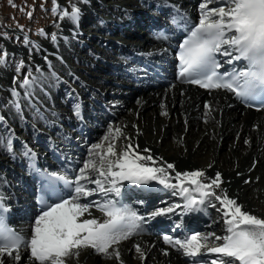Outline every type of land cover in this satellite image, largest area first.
<instances>
[{
	"label": "bare ground",
	"instance_id": "1",
	"mask_svg": "<svg viewBox=\"0 0 264 264\" xmlns=\"http://www.w3.org/2000/svg\"><path fill=\"white\" fill-rule=\"evenodd\" d=\"M149 1L154 2L150 4L152 7L147 9L148 0H89L87 4L80 3V0H61L60 7L67 9L69 13L73 4L81 8V16L77 24H73L67 18L61 19L59 15L48 34L41 35L35 43L25 42L22 49L12 48V52H10L11 54L20 53L24 57L23 73L30 80L32 78L43 80L45 77L51 76V81L46 83V88H48L47 98L44 97L47 106L44 107L43 113L38 115L29 113L16 116L14 113L11 115L10 112L9 118L6 116L8 107H1L0 116L7 117L6 123H0V128L4 129L1 130L5 131L6 137L13 135L14 146L17 149L22 142H28L27 146L31 149L41 151L45 144H49L47 143L49 140L47 137L49 136L51 137L50 146L57 149L68 137L66 130L57 127L55 121L62 123L66 128L68 126L76 127L78 124L72 120L74 103L79 102L82 97H89L90 95L88 100L82 99L80 107L82 114L87 115V112L91 109V104L95 105L97 109H101V101L105 97L113 95L115 97H110L112 100L109 101L108 107L109 110L115 113L108 117V124L100 132L90 135L91 142L89 145L80 148L79 160L74 164L75 174L83 167L84 160L89 158L88 150L92 145L99 143L102 139L104 141L102 150H106L111 137L109 140H105L104 137L108 133L109 127H111L113 134L117 137L116 149L118 152L129 143L132 145V150L141 155L145 154L143 153L144 148L149 149V154L152 155L155 166L166 168L168 163L174 165L175 170L167 169L172 183H176V171L202 170L207 178H214L215 173L219 172L221 173L222 183L221 188L215 190L216 193L222 194V190H224L230 198L237 200L243 210L264 218L263 112L248 113L239 109L223 92L216 91L204 94L177 83L155 91L140 90L134 95L131 94L134 91L132 90L133 87L125 95H123L125 91L120 92L121 85H128L133 73H129L126 77H123L121 73L124 66H127L128 56L132 54L134 56L155 54V50L147 46L152 40L146 34L142 39V44H139L140 39L137 37L136 28L144 26L143 23L140 24L141 18L145 19L149 14L154 17H157L156 14H168L165 10L181 5L178 0ZM200 1L194 0L191 4L193 13L191 18L196 22H198L199 11H197L195 5ZM109 11L114 12V14L105 16ZM61 12L63 11L61 10ZM99 17L101 19L97 24L91 23L86 30L81 28L84 24H87L89 19ZM136 19H139L140 23ZM92 32H95V34ZM53 33L56 35L55 41L52 40ZM98 33H101L99 35L100 39L95 40ZM82 38L94 41V43L82 42ZM108 47L117 48L118 55L113 57L110 53H106ZM83 52L87 53L90 58L81 56ZM114 55L116 54L114 53ZM101 59L102 61L105 60L102 63L104 67L100 70V73L106 75L112 73V78L109 77L111 80L108 83L104 81L101 84L100 92L95 93L93 84L99 85L101 75L94 76L93 73H97V63ZM37 68L40 69L39 72L36 71ZM41 70L46 72L44 73ZM63 78L71 79L72 85H66L62 81ZM102 78L107 77L102 76ZM22 81V79L12 76L5 67L1 66L0 98L6 96H3L2 93L11 96L12 89L19 93V97L24 95L25 89L19 86ZM35 83L31 86L32 89ZM31 88L29 91L32 93L35 90H31ZM61 91L65 94L70 93L71 98L65 102L58 101L59 104L56 99L54 103L55 98L52 93L58 94ZM29 96L32 102L37 103V96L40 95L30 94ZM11 99H13V96H11ZM116 102H122L124 107L119 110L118 108L123 106L122 103H119V107L114 108ZM141 102L142 105H140ZM205 104L208 105L207 108ZM55 107L64 109L58 111ZM67 107L69 111L65 109ZM116 109L118 110L116 111ZM125 109L126 111L131 109L132 111L126 112ZM30 121L36 123L35 127L31 126ZM98 121L100 120L91 119L92 124L98 123ZM116 128L120 129V133H115ZM19 131H21L22 137H17ZM41 136L45 138L44 142L38 139L34 145H31L30 140ZM80 137L68 138V141L75 142L81 139ZM97 138L99 139L97 140ZM68 150L67 152L62 150V154L68 155ZM17 155L19 157L9 154L0 145V168H6L8 176L12 175V171L9 169L10 162L20 164V154ZM93 158L97 161L99 159L98 157ZM113 159L115 158L113 157ZM148 165L153 166L152 161H149ZM205 177H202L201 180L207 182ZM90 178H97L96 173H92ZM4 183L5 179L0 178V188L3 187ZM85 183L90 189L96 188L93 183ZM127 183L129 182L122 181L120 185H126ZM148 185L149 188L153 189L152 192L140 194L142 192L138 190L136 193H139L145 199H149L151 201L150 207H155L157 204L155 199L159 198L163 203V207L180 205V207H174L173 213H168L171 217L185 212L183 209L184 199L178 190L165 188L155 181H151ZM105 186L108 187L109 185L105 184ZM174 191L176 194L172 195L171 193ZM171 196H173L172 200ZM209 205H213L215 209L210 210L204 218L197 216L199 226L196 233L203 235L215 231V235L223 236L225 234L223 209L214 197L208 198L205 204L201 205V208L210 209ZM89 211L93 217L98 215L96 208L93 206ZM215 211L216 214H214ZM33 223L34 221H32ZM31 225L27 226V235H30ZM221 243L222 241L212 239L209 246ZM135 245H139L145 253L143 259L136 252ZM119 251L124 264H192V261L195 260L189 257L185 259L183 251L179 250L178 246L174 248L171 245H166L160 242L158 237L152 235L131 236L127 241L121 242ZM22 252L24 255L20 264H30L27 258V250L22 249ZM165 252H167V255L164 254ZM215 255L202 250L201 255L194 258H200L202 264H211V260L215 258ZM5 261L6 264H17V262L9 260L7 257H5ZM70 264H118V262L115 258L108 259L96 254L91 249H86L81 252L78 259L71 260Z\"/></svg>",
	"mask_w": 264,
	"mask_h": 264
},
{
	"label": "snow or ice",
	"instance_id": "2",
	"mask_svg": "<svg viewBox=\"0 0 264 264\" xmlns=\"http://www.w3.org/2000/svg\"><path fill=\"white\" fill-rule=\"evenodd\" d=\"M88 2L80 0L83 4ZM9 4L14 6L13 0H9ZM53 6L55 13L56 0H53ZM27 15L31 17V12ZM60 16L77 24L81 8L73 4L70 13L63 11ZM168 19L171 25L179 27L176 15H170ZM185 25L187 36L176 53L179 62L177 79L202 89L232 93L246 107L258 102V109L264 108V0H202L198 22L189 24L185 21ZM168 31V25L162 26L156 33L157 38L167 39ZM41 35H44L42 30ZM52 40H56L55 33ZM220 57L226 59L221 62ZM0 62H3L2 57ZM224 64L229 67L221 71ZM20 67L22 63L17 67L18 72ZM35 81L36 78L24 77L19 86L25 89V96L30 95L29 89ZM12 95L18 97L19 93L12 89ZM15 106L19 111V104ZM73 113L80 116L78 103L73 104ZM3 119L0 116V121ZM115 133H120V129L116 128ZM110 137L106 150H102L103 141L89 148V158L84 160L83 167L74 178H69L67 170L61 173L36 168V153L27 144L23 145L22 154L29 161V170L42 177L38 189V214L31 225L30 235L18 232L9 226L7 214L11 207L5 202V197L0 196V264H6L5 257L20 264L24 255L22 249H27L30 264H70L86 249L124 264L119 245L143 231L144 217L119 200L105 199L94 205L103 214L104 219L99 220L89 211L93 204L86 199L81 200V197L87 198L94 192L105 196L114 192L119 196L122 181L135 185L155 181L165 188L178 190L184 199L185 212L203 211L201 205L210 197L219 202L225 225L223 236L212 232L203 235L193 233L183 239L163 236L166 245L178 246L185 257H199L203 250L216 254L211 264H264V218L243 210L237 200L230 198L224 190L222 194L216 193L215 190L221 188V173L216 172L214 178H207L202 170L176 171V183H172L167 169L175 170L173 164L168 163L166 168L155 166L149 149L144 148L145 154L141 155L132 150L131 143L118 152L117 137L111 127L104 139L109 140ZM0 145L12 153L13 135L0 138ZM93 157H98V161ZM149 161L153 166L148 165ZM92 173H96L97 178L91 179ZM202 177L207 182L202 181ZM85 182L95 184L96 188H88ZM61 184L71 191L65 193L59 187ZM174 207L157 208L149 212L148 217L173 213ZM212 239L222 243L209 246ZM135 250L143 259L145 253L139 245H135ZM192 264L202 262L193 260Z\"/></svg>",
	"mask_w": 264,
	"mask_h": 264
},
{
	"label": "rangeland",
	"instance_id": "3",
	"mask_svg": "<svg viewBox=\"0 0 264 264\" xmlns=\"http://www.w3.org/2000/svg\"><path fill=\"white\" fill-rule=\"evenodd\" d=\"M153 2L154 1H149L148 0L147 9L149 7H152V5H150V4L153 3ZM13 4H14V6H11L9 4V0H0V57L3 58V62H0V67L1 66L5 67L11 73L12 76H15L16 78H20V79L23 80L24 77H25V74L23 73V65L25 64L24 57L20 53H16V52L11 54L10 53V52H12L11 49L12 48L22 49V47H23V45L25 43V38H27V41H31L32 43H35V41H37V39L41 36V30L43 31L44 34H48L49 31L52 29V25L54 24L56 19H58L59 15H60V11L61 10L62 11H67V9H63V8L60 7L61 0H56V11H55V13L53 12V7H54L53 6V0H13ZM211 6H213V5H210V7ZM29 12H31V17H29L27 15ZM108 14L113 15L114 12L112 13V12L109 11L107 13V15H105V16H108ZM147 17H149V16H147ZM99 19H101V17H99L97 19H89L87 24H84L81 28L82 29L84 28L83 30H86V28L88 29L90 27L91 23L92 24L93 23L97 24V22L100 21ZM136 20H138L139 23H140L139 19H136ZM143 20H144V18H141V23L140 24L143 23ZM137 31H138V29H137ZM92 33L95 34V32H92ZM100 34L101 33H98V36ZM132 34H135V33H132ZM99 39L100 38H98V39L95 38V40H99ZM87 41L90 42V43H94V41H90V40H87L85 38L84 39L82 38V42H87ZM116 49H115V47H108V49L106 50V53H110V55L113 56V57L117 56L118 54H117ZM114 53L117 54V55H114ZM81 56L85 57V56H87V53L85 54L83 52V53H81ZM88 58H90V57H88ZM104 60L105 59H103V61H102V59H101L100 62L97 63V67H98L97 71H96L97 73H93L94 76H96V75L100 76L101 75L99 77L101 79V80H99L100 81L99 85L93 84V89L95 90V93H99L100 92L101 84L104 83V81L105 82L106 81L109 82V80H111V78H112L111 77V75H112L111 73H109L107 75L105 73H103V74L100 73V70H102V68L104 67L103 64H102L104 62ZM21 63H22V67H20V71L18 72L17 71V67L20 66ZM80 67H82V66H80ZM41 71L44 72L43 70H41ZM90 74H92V72H90ZM102 76L107 77V78H102ZM50 77L51 76H47L43 80L37 79L35 81L36 83L34 85L35 88L34 87H33V89L31 88V90H33V91L35 90L32 93L30 92L31 95H34V96L40 95V96H37V103L32 102L30 100V98H29L30 97L29 95L25 96V94H24V95H21V97H19L20 96L19 95L18 97H13V99H11V96H13V95L10 96V95H7V93H2V91H1L3 96H5V95L6 96L2 97V99L0 98V110L2 109L1 107L7 106L8 107L7 108L8 109V114H6V116L8 118H9L10 114L12 115V113H14L16 116L18 114L19 115H26V114L30 113V114H33V115H38V114L43 113L44 107L47 106V102H46L45 98H47L48 88H46V83L51 81ZM89 77H90V75H89ZM109 77H111V78H109ZM62 81L66 85H67V83L72 85V80L71 79L63 78ZM36 85H38V86H36ZM39 87H41L40 90H39ZM44 88H46V89H44ZM86 92H88V90H86ZM111 93H113V92H111ZM52 94H53V96L55 98L53 100L54 103H55L56 99H57L56 102L58 104H59V102H65L67 100L66 99V100L62 101L64 99L65 95H66L65 92H63V91H61V93L59 92L58 94H54V93H52ZM43 95H45V96H43ZM50 96H52V95H50ZM59 96H63V97H59ZM89 97H90V95H89ZM89 97L88 96H84L83 99L88 100ZM42 98H44V99H42ZM44 100H45V102H44ZM105 101H106V99L103 102H105ZM16 103H18L19 106H20L19 111L17 110V108L15 106ZM119 103H122V102H116V104H114V108H118L119 107ZM106 104H107V102H106ZM122 105H123V103H122ZM140 105H142V102L140 103ZM23 106H24V108H23ZM35 106H37L38 109H35L36 108ZM123 107H124V105L122 107H119L118 109L120 110ZM55 108H57V107H55ZM63 109L64 108H61V107L57 108L58 111H62ZM65 109L67 111H69L68 107L65 108ZM118 109H116V111ZM125 111H126V109H125ZM130 111H132V110L131 109H127L126 112H130ZM6 116H4L3 118L6 119L7 118ZM170 120H171V117H170ZM54 123H55V125H57L56 123H58V122L55 121ZM30 124L33 127H35V125H36L35 122L32 123L31 121H30ZM1 129L2 128H0V134L4 133V135H0V138L1 137L5 138L6 137L5 131H2L4 129H2V130ZM19 132L20 133H18L17 136L18 137H22L21 131H19ZM98 139L99 138H97V140ZM102 141L103 140L101 139L99 141V143L102 142ZM103 144H104V141H103ZM223 151H224V149H223ZM0 172L3 174L2 171H0ZM210 232L216 234L215 231H210Z\"/></svg>",
	"mask_w": 264,
	"mask_h": 264
}]
</instances>
